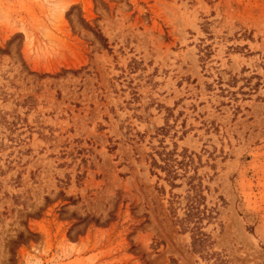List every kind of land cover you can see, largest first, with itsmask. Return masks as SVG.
Masks as SVG:
<instances>
[{
  "label": "rangeland",
  "instance_id": "obj_1",
  "mask_svg": "<svg viewBox=\"0 0 264 264\" xmlns=\"http://www.w3.org/2000/svg\"><path fill=\"white\" fill-rule=\"evenodd\" d=\"M0 264H264V0H0Z\"/></svg>",
  "mask_w": 264,
  "mask_h": 264
},
{
  "label": "trees",
  "instance_id": "obj_2",
  "mask_svg": "<svg viewBox=\"0 0 264 264\" xmlns=\"http://www.w3.org/2000/svg\"><path fill=\"white\" fill-rule=\"evenodd\" d=\"M158 160L151 158V165L158 168L165 175V178L171 185L176 178L177 173L173 169L170 158V153H157ZM190 192L184 196V203L182 205V215L176 214V207L179 204L178 196H172L168 200V212L172 223L179 228L180 231H188L191 237V244L196 251H203L205 245V233L201 230L200 224L203 218L209 219L211 217L213 208L207 207L204 204L202 195L199 189L194 185H189Z\"/></svg>",
  "mask_w": 264,
  "mask_h": 264
}]
</instances>
